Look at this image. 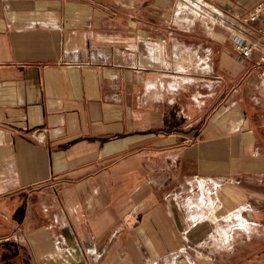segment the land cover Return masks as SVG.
<instances>
[{"label": "crops", "instance_id": "0c3cea01", "mask_svg": "<svg viewBox=\"0 0 264 264\" xmlns=\"http://www.w3.org/2000/svg\"><path fill=\"white\" fill-rule=\"evenodd\" d=\"M193 177L212 222L173 194ZM180 260L264 264V66L174 0H0V264Z\"/></svg>", "mask_w": 264, "mask_h": 264}, {"label": "built area", "instance_id": "2783aa9c", "mask_svg": "<svg viewBox=\"0 0 264 264\" xmlns=\"http://www.w3.org/2000/svg\"><path fill=\"white\" fill-rule=\"evenodd\" d=\"M176 5L184 12L189 10L197 16L205 17L210 21L213 20L211 25L217 26L225 36L229 37L235 59L239 63L254 61L256 66H264V0L255 3L246 13L221 10L208 0H174V6ZM213 181L214 179L209 177H193L187 183L188 188L185 193L174 194L182 199L191 224L196 223L197 219L192 218L190 212L193 209L199 210L194 204L205 205V202L212 198L215 188L219 187V183L214 185ZM211 189L212 192L209 193ZM182 194L184 195L182 196ZM214 200V203H218L216 197ZM242 214L246 217L243 212ZM248 220L251 222L249 227L255 225L254 221ZM233 227L235 226L230 223L227 229L231 228L232 231L234 230ZM242 231L246 233V236L250 233L248 230ZM220 245L225 246L222 242Z\"/></svg>", "mask_w": 264, "mask_h": 264}, {"label": "rangeland", "instance_id": "374dc122", "mask_svg": "<svg viewBox=\"0 0 264 264\" xmlns=\"http://www.w3.org/2000/svg\"><path fill=\"white\" fill-rule=\"evenodd\" d=\"M179 7V6H178ZM177 7V5L176 6H174V10H175V13L176 14H180V15H187V16H189V17H191V18H193V19H195V18H197V19H199V20H201L204 24H205V26H211V27H213L211 24H212V22H213V20L212 21H210V20H208L207 18H205V17H202V16H197L194 12H192V11H189V10H187L186 12H184V11H182V9L181 8H178ZM216 28H217V26H215ZM220 32H221V30L219 29V28H217ZM222 33V32H221ZM223 34V33H222ZM225 35V34H224ZM161 58V57H160ZM177 61L178 62H180L181 61V59L180 58H177ZM179 65H180V63H178ZM180 67V66H179ZM179 67L177 68V67H175V69H179ZM190 70H188L189 72L188 73H186V74H184V75H186V77L187 76H189V77H187V78H189V79H193V77L194 76H197V69L195 68V67H190L189 68ZM189 74V75H188ZM209 178H212V177H209ZM213 180V179H212ZM187 184L185 185V187H184V189H179V190H176L173 194H177V193H180V192H182V193H185V191L187 190ZM184 194H182V196H183ZM176 197V196H175ZM179 200H180V202L182 203V205H183V201H182V199L180 198V197H177ZM184 207V206H183ZM216 225L217 226H219L220 228L221 227H224V225H226V222H224V221H217V223H216ZM216 226V227H217ZM217 229V228H216ZM209 233H211V231H209V232H207V234L205 235V245H207V246H213V248L212 249H214V248H216V246H217V248L218 247H220L221 245H220V243L221 242H219V241H214V238H213V236H209ZM239 235V237H245L246 236V233L244 232V231H242V230H239V232L236 234H233L232 236V238L231 239H235L237 236ZM230 239V238H229ZM203 244V245H204ZM182 260H180L179 261V263L178 264H183V262H181Z\"/></svg>", "mask_w": 264, "mask_h": 264}, {"label": "bare ground", "instance_id": "6f19581e", "mask_svg": "<svg viewBox=\"0 0 264 264\" xmlns=\"http://www.w3.org/2000/svg\"><path fill=\"white\" fill-rule=\"evenodd\" d=\"M213 183H214V185L215 184H218V182H215V180L213 181ZM216 190H215V192L212 194V198H210L209 200H208V202H205V205H203V206H201L200 204H194V205H196V207L200 210V207H204L205 209H206V207H210L211 208V210L213 211V213H215L216 212V209H217V207H218V203H214L215 202V197L217 198V200H218V188H215ZM210 192H212V189L209 191V193ZM188 207H191V205H188ZM198 210H196V209H193L192 210V212H190V215L192 216V213L194 212V213H196ZM243 211H245V206H240V214H242V212ZM202 213V212H201ZM243 215V214H242ZM200 216V215H199ZM199 216H197L196 215V217L194 216L193 218H196L197 219V222L198 221H202V220H206V221H211L212 222V220H210L207 216H205V215H201V217H199ZM244 216V215H243ZM245 217V216H244ZM246 218V217H245ZM219 220L220 221H224V219H223V217L221 216L220 218L218 217V215H217V218H216V220H214V221H218L219 222ZM213 221V222H214ZM225 222V221H224ZM249 223H251L247 218H246V223H245V225L246 226H248L247 227V229H244V228H241V227H239V226H242V227H244V225H242V224H240V221H237L235 224H233L235 227H233L232 229H234V230H238V232H239V230H248V231H252V229H251V227H249ZM230 226V224H228L226 227H229ZM227 231H228V240L227 241H229L230 239L229 238H231L232 237V235H233V230L231 231V228H229V229H227ZM231 232H232V234H231ZM237 232V233H238ZM212 234H216L217 236H219L218 235V233H217V231L216 230H212L211 231V233H209V236H213ZM214 241H219V242H221V240L220 239H214ZM223 244H225L224 242H222ZM179 263V262H178Z\"/></svg>", "mask_w": 264, "mask_h": 264}]
</instances>
